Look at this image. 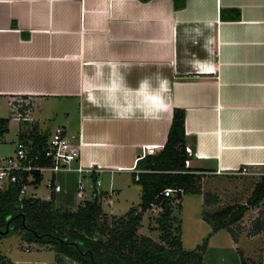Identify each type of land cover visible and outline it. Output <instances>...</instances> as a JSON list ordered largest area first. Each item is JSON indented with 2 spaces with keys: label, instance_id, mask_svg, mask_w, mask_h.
<instances>
[{
  "label": "crops",
  "instance_id": "0c3cea01",
  "mask_svg": "<svg viewBox=\"0 0 264 264\" xmlns=\"http://www.w3.org/2000/svg\"><path fill=\"white\" fill-rule=\"evenodd\" d=\"M178 1L0 0V98L28 97L37 123L39 102L78 100L83 160L127 167L142 145L166 144L183 110L205 209L206 194L219 202L264 175V0ZM242 168L250 174L232 172ZM114 187L106 212L120 216L129 198ZM217 237L218 248H240L218 234L209 247ZM42 249L23 264H79Z\"/></svg>",
  "mask_w": 264,
  "mask_h": 264
},
{
  "label": "trees",
  "instance_id": "16d2710c",
  "mask_svg": "<svg viewBox=\"0 0 264 264\" xmlns=\"http://www.w3.org/2000/svg\"><path fill=\"white\" fill-rule=\"evenodd\" d=\"M176 6L180 9L182 4L176 0ZM9 124V119L0 120V135L8 132ZM22 128L18 139L30 148V155L43 153L51 134L41 131L37 122L22 123ZM187 159L185 112L176 109L164 149L137 163V168L142 171L138 181L134 176L142 191L139 207L131 208L121 217L108 216L99 199L81 203L76 210L57 207L52 200L34 198L25 199L21 207L19 190L0 191V240L17 234L23 241L49 247L58 255L79 264H206L208 238L194 250L185 249L182 228L180 224L174 225L178 221L173 215L172 204L175 201L163 195L168 188H182L184 195L202 194L200 177L185 167ZM45 163L41 159L40 164ZM41 182L42 177L36 173L35 184ZM210 197L205 195V205L218 202L217 198L211 201ZM182 198L183 194L179 196L180 210ZM262 203L264 175L256 184L250 203L227 205L215 211L206 210L203 219L212 226L213 233L222 229L234 232L232 227L244 219L250 208ZM154 206H159L163 211L158 220L162 243L139 234L144 215L152 212ZM263 226L264 221L259 222L253 232H261ZM7 230L8 233L1 236ZM0 261L15 264L1 253Z\"/></svg>",
  "mask_w": 264,
  "mask_h": 264
},
{
  "label": "rangeland",
  "instance_id": "374dc122",
  "mask_svg": "<svg viewBox=\"0 0 264 264\" xmlns=\"http://www.w3.org/2000/svg\"><path fill=\"white\" fill-rule=\"evenodd\" d=\"M24 98L29 100L28 97ZM8 101L7 98H0V120H10L8 132L0 135V140L3 141L0 143V156H9L15 153L16 141L18 140V134L20 133L19 125L22 124L15 119V116L11 113V107L9 106ZM38 106L34 118L40 123L44 131L53 133L58 127L66 126L68 137L73 140L75 144H78L80 130L78 100H70L68 98L48 99L39 102ZM33 108L34 105L32 103V111ZM76 166L77 164H74V167ZM81 177L82 176L77 173L62 172L57 174V182L62 184L66 190L70 191L73 189L74 192L68 194H65L64 191L61 193L53 192L51 196L53 204L60 208L76 210L79 206H77L78 200L74 198V184L75 181L78 182ZM50 178L51 174L46 172L40 186L36 189L38 197L46 199L47 195L53 191L52 188L47 187ZM100 179L104 185L108 183L110 184L112 175L111 173H105L101 175ZM113 182L115 186H126L125 191L122 193V197L129 198L127 207L125 206L124 210L117 212L120 214L118 217L125 215L129 208L134 205V207H139L138 204L141 201L142 191L139 184L135 182L133 173L127 171L115 172L113 173ZM246 187L248 186L246 185ZM254 188L255 184H252L249 186L246 193L238 194L236 196L221 194L219 202L214 205L211 204L210 206L206 205L205 209L200 195L183 194L182 210L178 207L180 199L178 202L174 199L175 202L172 204V207H174L173 215L178 219L174 225L178 226L180 224L182 228L181 236L184 248L187 250H194L197 246L202 245L207 238L209 244V239L213 234H218V236L224 238H228L231 235L234 238L240 237L242 241L240 248L233 250V247L229 246L228 249L227 247H224L226 245L225 243H221L223 248H218L216 247L217 242L219 241L217 237L214 241V246H208L209 248L205 254L206 264H264V226L262 232L253 236V239H251L252 235H254L253 233H255L253 231L256 229L259 222L264 221V207L259 211L256 208H250L251 210L246 214L243 221L237 225V227H234V232L229 229H222L213 233L212 226L207 222H204V225H200L198 222L195 224L196 220H204L203 212L206 210L215 211L229 204L250 203ZM128 191L132 193L130 195L131 197L127 196ZM211 195L214 194L211 193ZM101 204H103V207L105 206L103 208L105 212L109 211L108 207H112V205L104 203V201H102ZM107 212L106 214L111 216ZM162 212L163 211L159 206H154L153 213L148 211L143 217L142 227L139 230V234L151 237L156 242L162 243L160 239L162 232L159 229L158 223ZM42 247L44 246L30 244L23 241L17 234L9 235L0 240V253L5 257L10 258L13 262L22 261V264L23 261L29 260L37 254H40L42 250H44L42 252L47 251L42 249ZM46 248L50 249L49 247Z\"/></svg>",
  "mask_w": 264,
  "mask_h": 264
},
{
  "label": "built area",
  "instance_id": "2783aa9c",
  "mask_svg": "<svg viewBox=\"0 0 264 264\" xmlns=\"http://www.w3.org/2000/svg\"><path fill=\"white\" fill-rule=\"evenodd\" d=\"M11 113L20 123L33 122L32 102L21 96H13L9 102ZM3 142L0 140V143ZM88 144L85 142L82 134L80 135L78 144L68 137V132L64 127H58L50 135L47 147L43 153L35 156L30 155V148L22 141H16L15 153L9 156H0V191L6 192L10 189L19 190L18 201L22 207L25 199H43L38 197L36 189L40 186L35 184L36 173L42 179L44 174L49 172L51 178L47 187L53 191L47 195V201L52 200V194L63 192V187L56 182V175L62 172L77 173L82 177L77 182L76 196L81 203L86 201H95L99 199L102 203L113 205L116 190L113 182V173L115 172H131L135 174V179H140L141 170L137 168L138 161L146 156L156 155L164 149L165 144L154 145L144 144L141 148L140 155L136 158L133 166L120 165H104L99 162H85L83 160V148ZM186 152L189 156H194L193 149L186 146ZM41 159L46 163L40 164ZM74 164H77L74 167ZM187 168L191 166V160L185 162ZM238 175H248L250 172L246 168L233 170ZM111 173L112 180L108 188L105 189L102 180V174ZM31 190V191H30ZM184 194L182 188H168L164 190L165 197L179 201V196ZM103 205V204H102ZM29 250V249H27ZM0 264H3L0 261Z\"/></svg>",
  "mask_w": 264,
  "mask_h": 264
},
{
  "label": "water",
  "instance_id": "95a60500",
  "mask_svg": "<svg viewBox=\"0 0 264 264\" xmlns=\"http://www.w3.org/2000/svg\"><path fill=\"white\" fill-rule=\"evenodd\" d=\"M7 233H8V230H7L6 232H3V233L1 234V236H2V235H6Z\"/></svg>",
  "mask_w": 264,
  "mask_h": 264
}]
</instances>
